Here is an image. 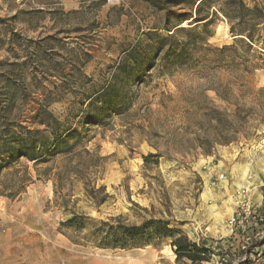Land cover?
I'll return each mask as SVG.
<instances>
[{"label": "rangeland", "instance_id": "obj_1", "mask_svg": "<svg viewBox=\"0 0 264 264\" xmlns=\"http://www.w3.org/2000/svg\"><path fill=\"white\" fill-rule=\"evenodd\" d=\"M146 5L0 0V89L10 76L18 90L16 121L11 131L0 126V139L34 141L39 156V129L53 136L39 125L49 111V120L82 132L74 154L97 151L95 185L108 194L95 206L82 181L55 185L64 159L39 164L19 157L0 174V264H181L167 243H75L60 228L72 212L121 215L130 224L163 218L191 240L207 241L204 264H264L262 44L249 52L240 47L237 69L221 61L229 51L217 50L236 41L222 15L203 43L187 31L160 29L161 36L149 37L160 18ZM131 48L151 59L147 82L132 87L123 111L78 126L87 107L81 103L104 87ZM4 113L0 107V119ZM150 154L157 155L146 162Z\"/></svg>", "mask_w": 264, "mask_h": 264}, {"label": "trees", "instance_id": "obj_2", "mask_svg": "<svg viewBox=\"0 0 264 264\" xmlns=\"http://www.w3.org/2000/svg\"><path fill=\"white\" fill-rule=\"evenodd\" d=\"M146 1V6L160 18L157 23L159 26L147 31L146 36L157 35L159 37L161 36L158 33L160 29L167 32L175 30L176 33L187 31L191 34L196 33L192 35L198 36L199 41L203 43L206 39L205 35L209 34L207 28L219 15H222L236 39L235 44L217 49L219 52L229 51L231 53L230 57L227 60H221L222 62L238 69L240 65L237 63V58L241 55L240 47L249 52L253 50L254 44H262L261 47L264 50V33L260 35V32H264V5L257 0ZM184 22L194 25V28L186 29L182 26ZM199 28L205 29L204 35L197 33ZM167 37L172 36L169 34ZM240 60L243 64L250 62L243 57ZM149 62L151 59L147 53L138 54L135 48L127 50L111 79L96 95L81 103L82 106L87 105V107L82 111V119L77 125L86 128L87 125L103 122L113 112L123 111L127 106L132 87L147 82ZM4 78V91L0 89V107L5 111V117L0 119V126L4 124V127L11 131L17 118L12 115V112L17 108L18 90L10 83V76ZM49 115H51L49 111L39 115V125L48 126L47 130L51 129L53 135L51 139L50 134L46 135L44 130L39 129V156L34 141L27 143L19 139L17 141L0 139V174L5 167L12 165L22 156L31 161L37 160L39 164L55 162L58 158H62L66 165L54 179L55 185L57 186V181H65L72 185L75 180L82 181L86 196L95 206H100L106 201L108 194L105 185L99 187L95 185L96 177L94 176L99 167L97 159L100 158L97 151L91 152L84 149L79 154H74L75 147L82 141V132L78 127H63L57 119L49 120ZM156 155L144 156L145 161L147 162L149 157ZM74 157L78 159L75 158L76 161H74ZM60 228L69 233V238L75 243L90 244L101 248L126 249L146 244L167 243L176 253L177 262L181 264H204L209 260L211 250L207 247V241L191 240L182 228L172 226L169 220L163 218L151 217L144 219L140 224H130L126 223L121 215L95 219L82 212H72L70 217L61 222ZM230 240L232 239L225 241ZM184 259H187L189 263L182 261Z\"/></svg>", "mask_w": 264, "mask_h": 264}]
</instances>
